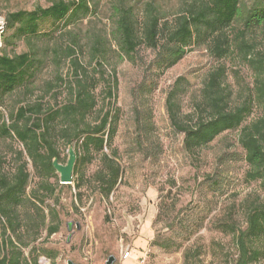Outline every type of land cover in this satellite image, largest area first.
Instances as JSON below:
<instances>
[{"label":"rangeland","instance_id":"1","mask_svg":"<svg viewBox=\"0 0 264 264\" xmlns=\"http://www.w3.org/2000/svg\"><path fill=\"white\" fill-rule=\"evenodd\" d=\"M53 1L0 0V17ZM189 1L86 0V13L79 11L58 22L42 20L34 36L18 37L14 28L7 29L1 52H26L33 62L24 83L3 97L0 111L7 125L19 107L57 108L68 102L72 85L80 78L94 86L95 105L85 121L94 125L107 114L114 133L102 151L91 148L88 153L76 142L65 143L62 124L54 122L55 158L65 164L69 150L75 154L68 184L60 183L55 169L48 173L41 166L35 168L23 144L13 134L0 133V175L12 180L21 163L29 173L20 203L11 204L5 214L0 211V257L8 250L18 256L19 264H66L67 260L105 264L113 255L115 264L147 223L150 237L143 249L149 251L148 264H185L186 253L200 264H234L236 235L229 230L244 228L247 205L258 196L264 198L258 182L245 178L247 164L237 142L238 128L188 153L183 134L173 127L166 109L168 93L179 80L175 108L179 117L191 112L209 71L219 61L204 45H192L165 68L158 51L142 44L124 56L115 31L116 4L132 6L140 37L147 3L171 21ZM257 5L264 6V0H240L242 12ZM254 38L264 48V35L257 33ZM68 47L74 49L70 56ZM232 60H226V81L237 91L233 70L240 71L244 82L250 81V73ZM256 115L254 111L245 122ZM103 153L120 172L108 194L101 192L98 180ZM49 225L58 226L50 235ZM4 243L7 248L1 247ZM252 245L261 252L254 264H264V237Z\"/></svg>","mask_w":264,"mask_h":264},{"label":"trees","instance_id":"2","mask_svg":"<svg viewBox=\"0 0 264 264\" xmlns=\"http://www.w3.org/2000/svg\"><path fill=\"white\" fill-rule=\"evenodd\" d=\"M79 11H88L86 0H55L46 7L9 12L4 16L2 49L8 28H14L13 33L18 37L34 36L40 21L50 19L58 22ZM113 12L118 46L124 56L131 55L142 44L157 50L167 68L180 60L190 46L204 45L211 56L219 61L207 75L200 100L194 104L191 112L182 117H179L173 101L179 80L175 82L166 99L169 119L173 127L183 134V148L188 153L208 144L220 133L238 128L237 142L247 164L245 178L250 182L257 181L264 194V48L258 47L254 38L257 33L264 35V6H252L242 12L240 0H190L184 11L168 21L153 5L147 3L139 25L140 37L136 34L137 20L132 6L116 4ZM1 51L0 107L3 97L28 78L33 65L32 58L26 52L8 55ZM73 53L74 49L68 47L67 54L70 56ZM230 59H233V63L237 60L250 73V81L244 82L239 77L240 71L233 70L239 86L237 91L232 90L226 81V60ZM87 83L76 78L71 100L57 108L45 109L41 104L19 107L9 125L0 111V133L13 134L23 144L33 166H41L48 173L53 172L51 162L57 156L54 122L62 124L60 135L65 143L76 142L88 153L91 148L102 151L104 146L110 144L114 128L110 126L107 114L94 125L85 121L86 114L95 105L92 95L94 86ZM254 111L257 115L245 122ZM119 173L118 164L103 153V167L98 178L101 192L108 194L113 189ZM28 179L25 163L18 166L10 181L0 175L2 213L9 211L11 204L16 206L20 203ZM57 229V225H49L47 234L55 233ZM229 231L236 235L237 258L234 264H254L261 252L252 242L264 237V198L258 196L249 202L244 228H230ZM1 247L7 248L6 243ZM188 257L186 253L185 264H200ZM0 264H19V258L7 250L0 257Z\"/></svg>","mask_w":264,"mask_h":264},{"label":"crops","instance_id":"3","mask_svg":"<svg viewBox=\"0 0 264 264\" xmlns=\"http://www.w3.org/2000/svg\"><path fill=\"white\" fill-rule=\"evenodd\" d=\"M140 235L133 240L132 247H128L129 255L126 258L121 255L117 258L115 264H134L136 258L145 250L143 247L147 243V238L150 237V230L147 223L143 224L140 229ZM123 252V251H122Z\"/></svg>","mask_w":264,"mask_h":264},{"label":"water","instance_id":"4","mask_svg":"<svg viewBox=\"0 0 264 264\" xmlns=\"http://www.w3.org/2000/svg\"><path fill=\"white\" fill-rule=\"evenodd\" d=\"M75 161V154L74 150L70 149L68 152V158L65 164H61L58 162L56 158L52 159V166L55 169V171L59 174V181L61 184H68L71 182V173L73 169V164ZM68 226H70L68 224ZM115 260V257L113 255H110L105 264H112ZM66 264H76L73 263L71 260H67Z\"/></svg>","mask_w":264,"mask_h":264},{"label":"built area","instance_id":"5","mask_svg":"<svg viewBox=\"0 0 264 264\" xmlns=\"http://www.w3.org/2000/svg\"><path fill=\"white\" fill-rule=\"evenodd\" d=\"M4 25H5V20H4V16L0 17V51L2 49V35H3V31H4ZM129 255V249H125L122 252V257L126 258ZM148 257H149V251L148 250H144L135 260L134 264H147L148 261Z\"/></svg>","mask_w":264,"mask_h":264}]
</instances>
